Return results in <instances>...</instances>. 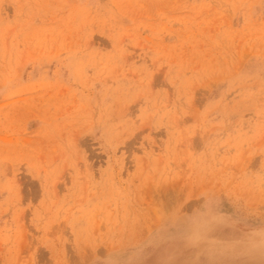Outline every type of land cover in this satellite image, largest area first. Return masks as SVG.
Masks as SVG:
<instances>
[{"label":"rangeland","instance_id":"obj_1","mask_svg":"<svg viewBox=\"0 0 264 264\" xmlns=\"http://www.w3.org/2000/svg\"><path fill=\"white\" fill-rule=\"evenodd\" d=\"M0 264H264V0H0Z\"/></svg>","mask_w":264,"mask_h":264}]
</instances>
